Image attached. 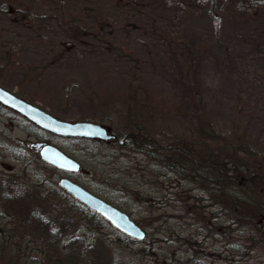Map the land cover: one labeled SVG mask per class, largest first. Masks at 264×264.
<instances>
[{"label":"rangeland","instance_id":"1","mask_svg":"<svg viewBox=\"0 0 264 264\" xmlns=\"http://www.w3.org/2000/svg\"><path fill=\"white\" fill-rule=\"evenodd\" d=\"M0 86L118 139L58 137L0 105V264H204L217 249L223 262L235 253L242 264H264V194L197 184L200 191L164 158L119 144L142 133L175 152L216 158L229 136L247 148L245 164L264 172V6L0 0ZM38 142L83 170L49 166L27 147ZM63 176L120 203L146 239L125 237L82 206L59 186ZM254 204L260 210L249 212ZM253 243L252 257L244 255Z\"/></svg>","mask_w":264,"mask_h":264},{"label":"trees","instance_id":"2","mask_svg":"<svg viewBox=\"0 0 264 264\" xmlns=\"http://www.w3.org/2000/svg\"><path fill=\"white\" fill-rule=\"evenodd\" d=\"M252 4L256 5H262L264 6V0H251ZM132 137L128 136V139L123 140L121 139L119 141V144L121 147H130L132 149L136 148V154H145L146 156L149 155H157L161 158H164L165 162L164 164L168 166L169 169L173 170L176 169V171L183 175V178L186 176L187 180H191V182L197 184H207L210 187L216 188L215 186H218V188L222 187H229L231 190H229V193H233L235 189H240V192H248L247 195L250 192L256 193L259 191L261 194H264V172L257 169L258 167H250V165L247 163L245 164V154L247 153V148H235L231 142H229V136L228 138H221V142L223 141L225 144L222 146L220 145L216 149V158H213L214 156H210L206 153L198 154L196 152L191 153H179L178 151L175 152V147H171L170 145L165 144H159L155 140H152V138L147 134L142 133H131ZM118 142V139H116ZM236 141L238 145H242L244 141L236 136ZM238 150L244 151V153L240 154L238 153ZM240 154V155H239ZM182 158V159H180ZM187 158L189 160H187ZM181 162H180V160ZM219 159V160H217ZM186 165V171L183 169L181 170L180 165ZM195 164L198 165L197 167V177H195L194 172L191 170L192 166ZM194 168V167H193ZM189 172V173H187ZM201 173V176H200ZM190 174L191 176H189ZM216 174V176H215ZM214 175V176H213ZM200 176V177H199ZM244 179V185L242 186L240 179ZM200 191H203V189H200L199 186H197ZM176 187H173L169 192L174 191ZM205 188L212 192L210 189L205 186ZM220 188V189H221ZM173 193V192H171ZM257 194V193H256ZM245 199L248 196H244ZM208 198L203 197L202 201H206ZM247 200V199H246ZM252 202L256 201L255 199H250ZM196 201V200H195ZM114 204V203H113ZM116 207L121 208L120 203L115 202L114 204ZM255 205V204H254ZM122 209V208H121ZM247 209V208H246ZM245 209V213H246ZM259 211V206L255 205L253 209H249V212L252 211ZM244 212V211H243ZM247 214V213H246ZM248 215V214H247ZM249 216V215H248ZM238 223V222H237ZM139 224V223H138ZM253 241H249L250 243ZM255 243H253L251 246L248 247V250L244 255L249 253V255L252 257L253 251H255ZM206 249V247H205ZM210 249H208L209 251ZM230 253V252H229ZM211 254V256H210ZM235 255V253H234ZM232 253H230L229 256L224 258V262L220 260V250L217 249L212 252H208V254L204 253L205 262L204 264H218L221 262L222 264H242L239 262V259L241 258L243 260V255L241 256H234ZM230 257H233L230 259ZM234 260L236 262L234 263Z\"/></svg>","mask_w":264,"mask_h":264},{"label":"water","instance_id":"3","mask_svg":"<svg viewBox=\"0 0 264 264\" xmlns=\"http://www.w3.org/2000/svg\"><path fill=\"white\" fill-rule=\"evenodd\" d=\"M0 103L17 112L40 128L49 131L53 134L64 137H83L87 139H101L104 141H112L116 138L115 135L109 134L108 130L99 123L90 121L70 122L59 119L43 109L24 101L17 97L14 93L0 86ZM40 147L41 145H36ZM41 158L59 169L71 172L80 171L78 162L68 157L53 145H45L40 150ZM60 187L65 190L71 197H74L79 202L86 205L93 212L103 217L112 227L126 237H130L137 241L145 239L146 232L130 218L127 213L95 196L89 190L80 186L78 183L69 178H61L59 181Z\"/></svg>","mask_w":264,"mask_h":264},{"label":"flooded vegetation","instance_id":"4","mask_svg":"<svg viewBox=\"0 0 264 264\" xmlns=\"http://www.w3.org/2000/svg\"><path fill=\"white\" fill-rule=\"evenodd\" d=\"M66 153V152H65ZM67 155H69V154H67Z\"/></svg>","mask_w":264,"mask_h":264}]
</instances>
